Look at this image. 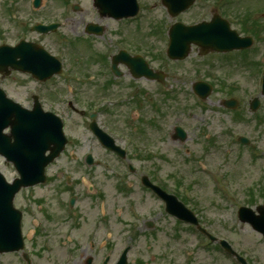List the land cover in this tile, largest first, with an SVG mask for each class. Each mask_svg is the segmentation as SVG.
Wrapping results in <instances>:
<instances>
[{
  "label": "flooded vegetation",
  "instance_id": "flooded-vegetation-1",
  "mask_svg": "<svg viewBox=\"0 0 264 264\" xmlns=\"http://www.w3.org/2000/svg\"><path fill=\"white\" fill-rule=\"evenodd\" d=\"M248 1L196 0L177 19L188 25L206 22V27L216 35L236 30L240 36L249 35L255 41H260L257 33L264 30V21L255 20L254 13L258 10L248 5ZM260 3V10L263 11L264 0H260ZM155 5L166 9L162 0H156ZM186 14L190 16L184 18ZM30 20L31 18H25L20 27L12 25L13 31L21 28V32L17 31L18 34L11 31L6 33L2 29L1 43L14 41L12 45H16L22 39L30 41V30H33ZM169 29L170 25L164 20L156 23L155 31L161 41L168 39ZM126 44L128 50L132 49L137 53L143 51L151 63L152 58L146 54L143 43L131 40ZM118 52L119 49L116 48L114 54ZM262 55L264 60V51ZM111 64L110 58H98L88 60L83 65L84 72L89 75L83 82L85 91L82 93L89 118L94 112L97 116L101 114L104 117L109 114L103 99L126 95L131 96L132 106L134 104L143 112L146 110L149 113L150 117L141 124L157 131L159 119L167 111V101L172 99L168 89L146 77L144 66L139 63L135 64L139 75L131 71L124 62L116 66L115 75ZM94 66H99L100 69L95 71ZM206 78L214 88L222 89L225 86L223 79H214L211 75H206ZM15 81L21 83L16 76ZM155 82L158 83V88L152 85ZM53 102L50 101L54 104ZM144 103L145 106L141 109ZM242 104L239 100L238 106L241 107ZM123 105L125 101L119 102V107ZM69 106L76 111L71 102ZM53 107L51 105L49 109L52 111ZM231 116L232 121H238L234 112H231ZM143 129L139 126L140 131ZM174 135L173 132L170 133V138L173 139ZM205 148L214 146L207 145ZM161 153L163 152H139L127 155L126 158L114 154L116 156L94 158L91 164L85 157L54 162L47 168L46 183L28 188L27 192L33 196L24 199L23 213L37 221L32 237L27 235L24 251L9 253L7 256H14L19 264H117L123 251L128 247L129 253L136 250L137 243L142 238L146 244L145 253L141 252V257L135 260L137 264H218L217 251L222 250L220 241H212L198 226L171 217L164 200L153 189L144 185V178L149 177L156 186L176 195L195 211L205 230L220 236V232L215 230L204 215L207 211L194 207V202L199 198L181 196L178 176L172 173L174 160ZM133 163L135 168L132 167ZM247 195V206L263 205L264 182L260 183L258 189L249 190ZM118 209L121 210V215H127L126 218L118 217ZM172 219L168 228L166 224ZM164 236L167 239L161 240ZM227 258L232 264H238L233 255L229 254Z\"/></svg>",
  "mask_w": 264,
  "mask_h": 264
},
{
  "label": "rangeland",
  "instance_id": "rangeland-1",
  "mask_svg": "<svg viewBox=\"0 0 264 264\" xmlns=\"http://www.w3.org/2000/svg\"><path fill=\"white\" fill-rule=\"evenodd\" d=\"M17 1L28 3L31 0H0V4H2L3 5L2 8H4V5H6L5 4L6 2L10 4H14ZM57 1L60 2V0H57ZM80 1L85 6V8L89 9L90 11H88L87 9H84L82 13L81 12L74 13L72 10L71 14L70 15L68 14L66 18L63 6L62 5L61 7L58 6L56 0H43V3L45 4V6L42 7L43 9L39 13H35V14L37 17H42L45 20H51L52 18H56L57 20L61 21L63 23V28L61 29L60 34L68 35L69 37L71 36L73 37L74 35L76 37H80V36L85 37L87 34L85 35L84 32H85V27L88 22L100 23L104 25L105 26V32L103 33L104 35L102 37H97V38L93 36L92 38L95 39L93 43H94V48L96 50H97V47H103V48L110 49L109 52H106L107 53L106 55L109 56L115 50V47L113 44V36H115V33L112 31L113 24L111 22V19L101 17L99 12H97V10L92 5V0H80ZM0 8H1V5H0ZM24 10H28V9L25 8ZM152 12H158V11H152ZM154 14H156V16ZM162 14L163 16H161V13L149 12V13L144 14L145 19L148 22V28H150V23L152 22V19H154L155 21V20H158V18L160 17L161 19H166L168 21H171L168 18V15L165 11H163ZM134 24L135 23H132V25ZM130 25H131V22H130ZM51 37L52 38H47V41L54 48L61 46V41H65L70 46V40H66L64 38L62 40L59 38L58 35H52ZM86 42L87 41H81V43H86ZM106 43L109 45V47H107V45H104ZM161 46L162 45H159V47ZM61 52L64 53V56H66V58L68 57V53L65 50L64 51L61 50ZM86 54L83 53L79 55L81 60L86 59ZM224 56L226 58L230 57L229 55H224ZM208 58L211 59L213 57L209 56ZM198 59H199V56L197 53H195L190 58L187 59L188 61L186 64L180 63L179 67L182 71L186 70L187 72L195 73L196 69L193 67V62L197 61ZM215 59L218 60V57H215ZM230 59L231 60L237 59V57L232 55ZM206 60L202 58L199 61H204V63H207ZM200 70L204 73H207L209 70V67L205 65H201ZM211 70H215L213 74H215L216 76H220L221 78L224 77L225 79H227V74L225 73L226 70L220 67V64L217 63V68L214 69L211 67L210 71ZM239 73H243V74L245 73V75H239ZM2 81L3 83L7 85L8 89L11 91L12 94L21 95V93L24 90V87L22 85L19 86V83L15 81V76L10 78L9 80H2ZM172 82L173 84L178 85V86H182V85L186 86L187 90H189L190 83L187 84V83H182V82L175 81V80ZM232 82H237L238 84H240V87L243 88L240 94H242L244 97L256 96V94L258 93V89H259L258 77L257 76L253 77L250 74L249 69L248 71L244 69V70H240L236 72L233 75V77L229 79V83H232ZM23 85H27V84H23ZM212 96H213L212 97L213 103L217 104L220 101L219 97L222 96V94L220 92L216 93L215 91ZM182 100L184 101L185 104H189V102L191 103L190 109L186 112V114L182 110H179V109L178 110L170 109L169 112L164 113V117L159 119L160 122H158L159 127L157 131L154 129L153 131L147 130L149 132L147 135L148 141H149L147 142V144H149L147 148L149 151L153 153L164 152L165 154H167V157L169 155L177 156L176 157L178 159L176 163L177 175L180 177L182 176L181 174H183L184 178L186 177V183H189L192 181L193 177L191 176L198 175V174L195 175V173L196 171H198L197 167H200V164H198L195 159H193L191 162L185 161L183 159L184 153L186 152L185 148L181 146L179 147L177 144L172 143L170 141L168 142L167 140L164 139L165 133H170L171 127L175 124L181 123V124L186 125L187 130L189 132L191 131L189 142H192V143H189V146L192 147L193 149L199 150L201 153L205 152V146L203 145V143L197 141V139L203 138L205 140L204 135L201 136L199 132L201 128H205L208 126L212 128V130L215 132H221L222 138L225 142V148L229 147L231 144H227L228 139H226V136L223 135L224 128L228 129V131H231L233 129L234 130L238 129V130L243 131L244 135L246 136L248 135L252 140L253 139L255 140V144L257 145L261 144L262 150H264V122L255 121L253 118H249L248 120H246L245 123L241 121H237V122L231 121L229 118L231 117L230 114H226V113L220 114V113H215V112H209L206 109H200V108H197L196 105H192L193 101L187 102V100L183 97H182ZM145 103L141 109L144 108ZM241 107L248 109L249 106H248V103L245 102L241 105ZM137 112L139 113L138 120L142 119V121L133 125L134 120L137 119V115H136ZM190 112L194 113V117L198 121L196 125H194L193 123L188 125L189 120H187V118ZM243 113H246V110H243ZM149 117L150 115L146 110L143 112L142 110H140L139 107L135 106L134 104L132 108L123 107L120 113L119 112L117 114L114 113L113 115L114 124L113 123L111 124V127H112L111 131L116 137H118L119 142L122 143L123 146H126L127 148H129L130 155H135L137 152V148H136V145L129 142L126 139V137L129 135L130 132H135V131L139 132L140 125L142 128L146 130L147 129L146 125H142V124ZM67 121H68L67 131H68L69 136L72 138H74V136H77L76 138L71 139V142L69 145L71 150L69 151V154L71 151H75L77 152L78 157L82 156L83 158L84 155L89 150H93V153L95 154L96 158L113 157L109 155L108 153H106L103 149H101L98 146L99 144L96 141V138L89 135L86 125L81 122L79 117L72 118V116H70L68 117ZM102 121L104 122L105 119L101 117L100 123H102ZM117 127L121 128V131L117 129ZM210 134H213V132H211ZM206 139H209V136H207ZM74 141L79 142V143L77 144L75 149H72V145ZM92 142H94V145ZM90 146H94V147L89 149ZM232 146L231 147L233 148V153L227 154L226 156L227 159L225 160V162L222 161V154H223L222 152H221V156H220V152L216 154L209 153L206 156V159L208 160V162L212 163L214 159L217 158L218 161L216 162L223 163L224 170L226 169L228 173L233 174V178L236 182L239 180H242L241 182L242 187L245 186L246 188H248L251 185V183L257 179V176H259V174L262 173V171H264V159L259 160L261 161V165H262V168H259L260 164L259 165L255 164V161L251 160L248 149L247 150L244 149V147L240 146L239 144H232ZM67 156L68 154L63 156L60 161H67ZM69 160H72V159L70 158ZM1 170L6 173L9 180H12L14 178L15 172L13 171V167L10 166L9 164H3ZM204 189L211 190L212 188L211 186L210 187L205 186V185L200 186L199 192L197 193L199 197L204 198L203 196L207 193L206 191H204ZM22 198L23 197H21V199ZM202 208L204 209L203 206ZM208 208H209L208 214L205 213L207 218L213 219L212 222L214 223L216 228L221 230V232L226 233L227 235L230 234L235 239V241H237L238 245L234 246L237 250L238 248L245 249L247 246H249L245 240L240 238L238 230H236V232L228 230V228L233 227L232 225H234L236 222V218H234L233 213L230 214V210L223 214V211L216 212V210L212 209L211 207H208ZM118 211H119L118 214L120 216H123V218H126L127 215H121L120 209H118ZM230 218H234V219L230 221ZM34 223L35 221H32L31 217H28L26 227H27V233H29L30 238L32 237V234H33L32 232L34 228L33 227ZM239 228L241 229V231H243L242 234L244 235V238L250 244L252 243L255 246V248L259 249V251L261 252V245H260L261 238L258 236L257 232L254 229H252V226L246 227L244 224L241 223L239 225ZM29 229H31L32 232H30ZM10 257L11 259L9 260V262H6L4 264H18L19 261H16L14 256H10ZM1 260L2 259L0 257V264L3 263L1 262ZM253 260L257 262L259 259L256 260L255 258H253ZM132 263H133V256H132ZM257 264H261V263L257 262Z\"/></svg>",
  "mask_w": 264,
  "mask_h": 264
},
{
  "label": "water",
  "instance_id": "water-1",
  "mask_svg": "<svg viewBox=\"0 0 264 264\" xmlns=\"http://www.w3.org/2000/svg\"><path fill=\"white\" fill-rule=\"evenodd\" d=\"M102 1L106 2V0ZM14 135L17 138V140L12 144L14 151L10 152L11 154L9 152H5V155H7L11 160L14 159L16 161V166L19 171L25 173V171L31 170L34 171L35 174L37 173L41 176H43L44 174V167L48 162L52 161L53 158L57 156V154H59V152L64 148L66 142L65 137L61 133L62 140H57V149H55L54 153H52L51 155L45 156L44 147H46L47 145L45 144L46 134L45 138L43 137V141L39 136L37 128L34 127L24 134H22L20 129H16ZM23 177V180H25L26 176H24V174ZM26 183L28 184L30 182ZM14 188L15 185L11 186L6 183L3 174L0 173V251L12 249L13 244L11 243V241H8V239H6V236H10V230L8 227L14 222H17L19 226L18 217L15 221L13 219V216H15V212L12 210L11 206L14 192L16 190ZM8 205L10 206V212ZM122 264L126 263L122 262Z\"/></svg>",
  "mask_w": 264,
  "mask_h": 264
}]
</instances>
